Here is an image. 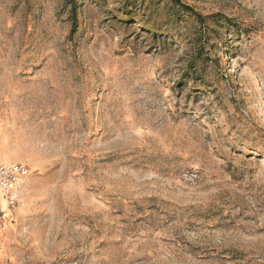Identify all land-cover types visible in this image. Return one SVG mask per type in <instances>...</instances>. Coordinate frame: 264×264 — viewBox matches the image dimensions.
<instances>
[{"label": "rangeland", "instance_id": "rangeland-1", "mask_svg": "<svg viewBox=\"0 0 264 264\" xmlns=\"http://www.w3.org/2000/svg\"><path fill=\"white\" fill-rule=\"evenodd\" d=\"M0 0V264H264V0Z\"/></svg>", "mask_w": 264, "mask_h": 264}, {"label": "built area", "instance_id": "built-area-1", "mask_svg": "<svg viewBox=\"0 0 264 264\" xmlns=\"http://www.w3.org/2000/svg\"><path fill=\"white\" fill-rule=\"evenodd\" d=\"M30 176L31 172L24 164H0V192L9 206L15 207L21 203Z\"/></svg>", "mask_w": 264, "mask_h": 264}, {"label": "trees", "instance_id": "trees-1", "mask_svg": "<svg viewBox=\"0 0 264 264\" xmlns=\"http://www.w3.org/2000/svg\"><path fill=\"white\" fill-rule=\"evenodd\" d=\"M176 2H178V3H179V1H178V0H176Z\"/></svg>", "mask_w": 264, "mask_h": 264}]
</instances>
